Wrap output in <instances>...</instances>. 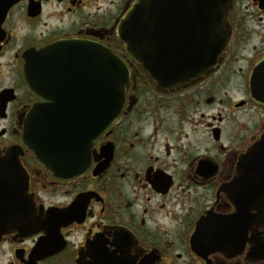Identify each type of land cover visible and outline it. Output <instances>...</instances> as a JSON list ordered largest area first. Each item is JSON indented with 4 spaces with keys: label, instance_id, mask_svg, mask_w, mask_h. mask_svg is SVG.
<instances>
[{
    "label": "flooded vegetation",
    "instance_id": "af4514ba",
    "mask_svg": "<svg viewBox=\"0 0 264 264\" xmlns=\"http://www.w3.org/2000/svg\"><path fill=\"white\" fill-rule=\"evenodd\" d=\"M133 1L0 0V220L27 214L0 225V264H264V224L252 225L258 212L235 182L264 135L251 83L264 62V0H228L217 66L169 88L117 36ZM167 10L151 52L198 33L176 31ZM105 47L125 67L123 107L86 147L85 167L63 172L26 141L32 111L66 128L50 159L80 152Z\"/></svg>",
    "mask_w": 264,
    "mask_h": 264
},
{
    "label": "water",
    "instance_id": "95a60500",
    "mask_svg": "<svg viewBox=\"0 0 264 264\" xmlns=\"http://www.w3.org/2000/svg\"><path fill=\"white\" fill-rule=\"evenodd\" d=\"M228 0H134L117 27V36L127 46L129 53L134 56L160 87H174L181 83L203 75L216 67L223 51L229 44L230 30L226 29L225 14ZM168 9L164 20L172 16L177 29L187 25L188 30L198 33L177 34V45L172 51L164 50L159 45L156 52H151L149 43L160 41L162 10ZM168 23V21H166ZM105 74H101L102 93L92 95L93 109L87 111L82 120L85 124V135L80 138V152L65 150L56 152L59 159H50L46 153L48 148L63 147L66 142L65 126L56 120L40 119L37 106L32 111V121L26 134V141L35 150L38 157L48 165L63 172L83 169L87 162L86 147H89L96 136L101 133L113 120L117 118L124 103V85L127 81L125 67L119 57L104 48ZM251 78L252 93L264 101V62L258 64ZM33 85V84H32ZM99 97L96 99V97ZM79 117V130L83 129ZM76 154L81 156L76 160ZM66 155V156H65ZM68 156V157H67ZM239 183L244 186L240 190L242 195L251 197L247 201V208L258 212V221L252 225L264 224V135L257 144L251 146L243 155L238 167ZM243 211L244 208L241 207ZM27 214L8 215L12 222L0 220V225L17 226L21 221L26 222ZM42 212L39 214L41 221Z\"/></svg>",
    "mask_w": 264,
    "mask_h": 264
}]
</instances>
